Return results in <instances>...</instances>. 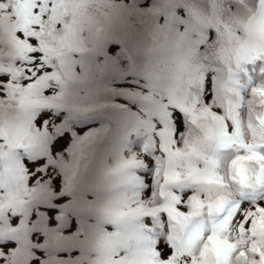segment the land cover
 I'll return each mask as SVG.
<instances>
[{"label": "snow or ice", "instance_id": "1", "mask_svg": "<svg viewBox=\"0 0 264 264\" xmlns=\"http://www.w3.org/2000/svg\"><path fill=\"white\" fill-rule=\"evenodd\" d=\"M148 6L145 0L142 7ZM254 6L264 8V0H254ZM235 7L228 3L226 10L231 13ZM58 11L66 14L53 19ZM32 12L38 22L31 32L17 29L0 44L9 57L0 62V127L27 119L42 133L34 151L18 149L19 159L29 189L53 195L24 211L0 208V225L18 229L15 238H0L5 254L0 264L10 251H20L25 236L34 242L35 255L28 264H41V257L84 256L80 237L93 221L84 204L96 195L98 178L90 174L92 148L95 138L108 130L84 132L69 148L72 137L68 132L57 136L54 124L66 111L102 107L98 91L73 96L68 83L104 76L122 81L105 90L115 101L108 107L126 136L120 151L125 155L111 171L131 165L138 181L131 195L145 208L143 224L152 230L159 264H201L214 239L225 241L230 251L219 261L209 252V264H264V230L255 223L264 216V54L228 67L209 59L203 72L173 97L163 88L153 89L143 74L140 13L121 7L119 28H104L109 6L96 0H36ZM78 12L91 19V31L101 27L96 48L110 40L120 48L113 44L110 55L95 59L87 58L93 48L73 51L67 62L49 54L55 33H62ZM217 38V30H209L203 55L208 56ZM22 42L26 47H20ZM122 57L132 58L131 64ZM129 70L135 75H127ZM56 109H61L59 115L53 114ZM176 154H185L187 162L177 163ZM76 169L78 180L72 176ZM191 169L198 176H190ZM4 193L0 188V199ZM125 259L126 253L118 251L114 264Z\"/></svg>", "mask_w": 264, "mask_h": 264}, {"label": "rangeland", "instance_id": "2", "mask_svg": "<svg viewBox=\"0 0 264 264\" xmlns=\"http://www.w3.org/2000/svg\"><path fill=\"white\" fill-rule=\"evenodd\" d=\"M226 2L225 1H223L222 2V5L224 4V7H225V5L227 4H225ZM251 4L254 6V0H251ZM240 11V6H238V5H236V7L232 10V12L233 13H238ZM230 13L228 12V11H226L225 9L223 10V13H222V16H227V15H229ZM208 32H209V30L204 34V35H202V37H201V40H202V43H201V46H200V50L198 51V55L199 56H196V58H195V61L198 63H200V73H202L203 72V70L205 69V67H206V65H207V63H208V60L209 59H212V57H211V54L209 53L208 54V56H205V55H203V49H202V46L205 44V41H206V38H207V34H208ZM151 40H153L152 38H151ZM231 42V41H230ZM215 45H216V43H215ZM212 52V48L211 49H209V52ZM264 54V53H263ZM237 55H238V51H237ZM238 64L240 65L241 64V59H240V57H239V55H238ZM102 128V127H101ZM82 131V129L80 128V129H78V128H75L73 131H70V132H68V134H69V136H71V137H74L76 134H78V132H81ZM98 140H99V137L98 138H95V143H94V145H96L97 143H98ZM139 198H138V196L135 198V199H133V197H128L127 198V202L129 203V204H131V206H134V205H137V204H139V203H137L136 201L138 200ZM148 231H149V233L151 234V232H152V230L151 229H149L148 228ZM108 235L109 236H115V237H119L120 239H122L124 236L119 232L118 234L117 233H113L112 231H109L108 232ZM133 246V245H132ZM135 246V245H134ZM133 248V247H132ZM120 251H123V250H120ZM123 252H125V251H123ZM126 253V252H125ZM115 255H116V253L113 255V256H111V257H108V256H105V257H98L97 255H93L91 258V260H89V262H91V261H100V260H105V259H114L115 258ZM126 255H127V253H126ZM73 259H77L76 257H73V258H66V260H73Z\"/></svg>", "mask_w": 264, "mask_h": 264}, {"label": "bare ground", "instance_id": "3", "mask_svg": "<svg viewBox=\"0 0 264 264\" xmlns=\"http://www.w3.org/2000/svg\"><path fill=\"white\" fill-rule=\"evenodd\" d=\"M213 54V53H212Z\"/></svg>", "mask_w": 264, "mask_h": 264}]
</instances>
